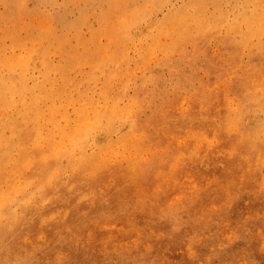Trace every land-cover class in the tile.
I'll list each match as a JSON object with an SVG mask.
<instances>
[{
	"label": "clouds",
	"instance_id": "obj_1",
	"mask_svg": "<svg viewBox=\"0 0 264 264\" xmlns=\"http://www.w3.org/2000/svg\"><path fill=\"white\" fill-rule=\"evenodd\" d=\"M204 45L222 110L161 136L155 88ZM0 227L47 264L110 234L132 264H261L264 0H0Z\"/></svg>",
	"mask_w": 264,
	"mask_h": 264
},
{
	"label": "rangeland",
	"instance_id": "obj_2",
	"mask_svg": "<svg viewBox=\"0 0 264 264\" xmlns=\"http://www.w3.org/2000/svg\"><path fill=\"white\" fill-rule=\"evenodd\" d=\"M221 49L223 50V48L216 47L214 45H204L199 47L195 52L194 57H192L197 58L196 62H193L194 59L192 61H189L188 57L177 60V64L183 68V71L179 74V80L180 82L186 81L187 83L178 92V95L181 99L176 105L175 113H179L181 107H186L189 109V100H194V97L190 94L193 89H206L207 86L215 85V82H217L219 78H222V68L224 66L218 68L215 71L213 67H211L212 64L207 56L208 53L215 54L218 50ZM223 53L226 54L225 50L223 51ZM189 55H193L191 51ZM174 92H176V90L174 91L173 89H169L168 100H172ZM208 98L209 97H206V103L209 104L211 103L212 99ZM212 105L215 106V104ZM160 124L162 125L163 135H165L167 131L170 130L171 126H169L168 122L165 121H161ZM17 238L18 242L20 243L14 250H10L8 252L4 251L6 254H10L13 257H19L25 260V256L28 253H30L31 251H37V253H35V256H33V260L30 263L25 260V264H47V261L44 258L47 257L49 248L45 246L46 238L43 235L37 237V235H33L31 232L25 229L23 230V236L21 233ZM105 240L107 241H105L104 247L109 244V248L106 250L108 254H103L102 256L111 255L109 259H103L102 256H99V258L94 255L95 252L92 248H86L85 239L83 240V242H80L81 244L75 245V247L78 249L74 257L75 264H132V260L130 257H128L127 253L113 243L114 235H108ZM133 243H135V241H133ZM40 246L46 247L45 254L37 250V248ZM95 247L101 246L95 245ZM100 252L102 251H98V253ZM0 264H6L5 256L0 255ZM261 264H264V261H261Z\"/></svg>",
	"mask_w": 264,
	"mask_h": 264
},
{
	"label": "bare ground",
	"instance_id": "obj_3",
	"mask_svg": "<svg viewBox=\"0 0 264 264\" xmlns=\"http://www.w3.org/2000/svg\"><path fill=\"white\" fill-rule=\"evenodd\" d=\"M214 49V48H213ZM224 49L218 50L217 53L211 54L208 53L207 56L212 64L211 67L216 71L218 68L224 66L225 59H227V54L223 53ZM190 57H194V55H189ZM194 59V60H193ZM189 61L196 62L197 58H188ZM190 65V64H188ZM215 82V81H214ZM187 82L182 81L180 82L181 87L176 90L173 94L172 100H168V91L169 89H172V87L168 84H165L163 82L159 83L157 87L155 88L154 91V109H155V120H156V131L159 135H163V129L162 125L160 124L161 121L168 122L169 126H171L170 129H173L177 127L178 125L182 124L183 121L179 119V113L176 112V105L180 101V97L178 95L179 90L185 86ZM216 83V82H215ZM191 96L194 97V100H189V111L194 109L197 106H202V107H214L217 111L222 110V98L219 96L218 91L214 88V85H209L207 86L206 89L204 88H196L193 89L190 92ZM206 97H209L208 99H212L211 103H206ZM158 102V104H157ZM212 104H215L213 106ZM151 126V125H149ZM21 234V231L18 230H9L8 228H1L0 227V248L3 249V251H10L14 250L16 246L20 243L18 242V238ZM16 238V239H15ZM107 241V240H105ZM83 242V241H82ZM81 244V243H79ZM86 248L90 249L92 248L95 252L94 255L97 257L102 256L103 254H108L107 249L109 248V244L106 245L105 247H95V245H89L86 240ZM98 250H96V249ZM38 251H41L45 254L46 247L45 246H40L37 248ZM98 251H102L98 253ZM5 253V252H4ZM35 253L37 251H31L25 256V260H27L29 263L33 260V256H35ZM31 254V255H29ZM3 256V255H2ZM103 259H109L111 255H105L102 256ZM6 258V257H5ZM100 258V257H99ZM98 258V259H99Z\"/></svg>",
	"mask_w": 264,
	"mask_h": 264
}]
</instances>
